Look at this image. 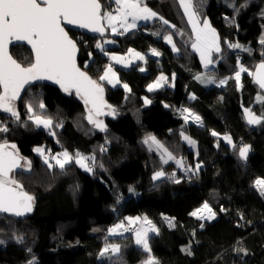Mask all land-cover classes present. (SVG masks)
<instances>
[{"label":"trees","instance_id":"16d2710c","mask_svg":"<svg viewBox=\"0 0 264 264\" xmlns=\"http://www.w3.org/2000/svg\"><path fill=\"white\" fill-rule=\"evenodd\" d=\"M101 2L105 11L117 8L114 0ZM235 2L239 6L245 0ZM144 3L176 27L162 25L159 20L140 22L135 29L115 36L114 47L104 51L96 47L103 37L70 30L81 52L78 63L103 86L104 100L115 109V115H110L111 109L105 107V114L98 116L107 131L88 122L89 105L75 91L69 95L51 84L30 85L16 102L21 122L0 111V122L9 128L7 133H0V143L15 144L19 155L31 160V172L17 170L15 179L35 197V212L28 218L0 214V239L5 240L0 245V264H143L149 254L135 244V232H125L122 237L107 233L114 223L124 221L127 226V217L140 214H146L159 229L149 241L151 255L159 264H264V196L253 187L256 179L264 178V123L249 125L244 116V107L257 115L264 113V105L256 100L264 90L247 73H242L243 87L239 89L234 79L223 87L194 79L205 70L191 47L195 36L178 0ZM194 3L220 35L223 52L214 53V60L219 62L212 68L217 82L234 76L239 64L252 72L264 60V45L259 43L264 36V0H247V6L238 12L225 0H206L202 8L199 0ZM178 30L184 35L180 36ZM167 34L173 35L179 52L162 38ZM226 40L252 49L251 54L228 49ZM128 48L139 49L145 60L131 68H121L114 62L120 83L113 88L99 79L111 62L108 51L125 52ZM153 48L161 55H152ZM12 55L24 66L34 61L28 44L13 47ZM162 72L170 83L175 74L174 86L166 84L148 91V84ZM123 84L131 91H126ZM192 95L196 99H190ZM145 98L151 103L145 104ZM29 103L36 115L62 123V127L53 129L55 137L28 120ZM40 103L45 107L40 108ZM182 108L191 109L202 123L191 118L185 123L178 111ZM213 131L219 135L213 136ZM181 132L196 141L197 149L181 137ZM226 133L231 134L236 149L223 139ZM149 136H155L177 159L182 158L185 167L172 160L163 163L161 157L167 158L163 150L144 143ZM245 144L252 146L247 161L238 155L239 147ZM41 146L53 154L65 149L94 154L95 170L88 173L75 164L63 172L59 168L50 170L34 151ZM101 147L106 151L101 152ZM198 163V172L185 171ZM158 170L167 175L155 181L152 176ZM173 173L179 183L170 178ZM205 202L216 213L215 219L203 221L190 215ZM165 217L175 226L169 227ZM133 225L137 230V223ZM14 235L23 236V243H18ZM106 236L108 242L121 245V254L110 260L98 256ZM188 245L192 255L182 251ZM237 247L247 249L248 254L234 251Z\"/></svg>","mask_w":264,"mask_h":264},{"label":"snow or ice","instance_id":"6c2138e0","mask_svg":"<svg viewBox=\"0 0 264 264\" xmlns=\"http://www.w3.org/2000/svg\"><path fill=\"white\" fill-rule=\"evenodd\" d=\"M229 7L239 11L240 7L247 6V0L239 6L235 0H225ZM117 5L115 9L116 14L112 11H102L104 5L101 0H0V111L10 114L16 122H21V114L17 110L15 101L20 98V93L23 91L26 84L34 81L50 80L58 84L65 93L79 96L85 103L90 105L88 108V115L86 119L89 123L93 124L100 131H107V126L102 120L95 117L104 115L103 109L105 107L111 109L108 113L115 115V109L108 105L104 100V88L96 80H93L86 71H82L77 64V53L79 47L77 41L73 39L68 31L65 29L64 24L75 25L82 29H87L92 33H99L103 35L110 28L113 34L123 35L124 32L131 31L137 27L138 21H151L159 20L162 25L175 28V25H170L169 21L163 16H160L156 11L149 8L144 0H114ZM179 6L183 9L184 15L187 17L188 23L191 25L192 32L195 34V40L191 47L199 53L200 60L206 70L203 73H198L194 79L202 84H217L218 86H225L229 79H234L237 88H242L241 75L247 73L253 77L254 82L264 90V60L257 66L255 71L250 72L243 64H239L237 70L232 77H225L217 82L215 75L210 69V65L216 64L219 61L213 59L214 53H222L220 35L217 30L212 26V23L207 17L202 16L201 12L197 10V5L194 0H178ZM206 0H199V6L202 8ZM264 14V13H262ZM131 18V22H129ZM225 20L234 24V19L225 17ZM238 27V25H237ZM123 28L124 32H120ZM159 35V33H155ZM178 34L183 36L184 33L178 30ZM168 44L172 46L174 52H179L180 49L176 46L172 34H167L162 37ZM15 41H24L31 45L35 54L34 62L27 66L17 62L8 51V46ZM114 41L106 40L105 43H113ZM259 43L264 45V36L261 37ZM224 45L228 49H241L244 52L251 54L252 49L241 45L239 42L224 41ZM96 47L104 51V46L97 43ZM152 55L159 56L161 53L155 48L150 50ZM107 54V53H106ZM264 57V51L261 52ZM112 60L117 63H123L128 66L131 59L145 60V57L135 51V49H128V56H111ZM140 71L145 69L140 68ZM101 81H107L115 86L120 83L116 73L111 65L106 66L104 73L99 77ZM175 74L172 75V83L169 78L161 74L152 84L148 85V91L152 92L157 89L163 88L166 84L174 86ZM126 91H131L127 84H123ZM196 99L194 95L189 97ZM221 99H223L221 97ZM256 100L258 103L264 105V95H257ZM151 101L145 98V104H150ZM28 120L32 121L36 127H43L49 130V135L55 137L56 132L54 128L62 127V123H54L51 117L36 115L33 106L29 103L27 106ZM40 108L45 105L40 103ZM168 107V105H165ZM184 122L187 123L191 118L195 123H202L201 117L192 112L189 108L178 109ZM244 116L249 125H259L264 123V113L257 115L251 108H244ZM9 128L4 122H0V133H7ZM181 137L189 144L194 145L195 141L186 136L183 132L180 133ZM213 136L219 134L215 131L212 132ZM224 140L229 145L236 149L231 136L225 135ZM151 142V143H150ZM57 143L59 141L57 140ZM146 145L151 148L155 144L157 149H162L166 154V159L162 156L163 163L167 164L169 160L175 161L176 164L184 168L183 159H177L167 148H165L155 136H149L144 140ZM13 151H6L7 148ZM251 150L250 145H242L238 149V155L241 160L247 161L248 154ZM34 151L43 158V163L48 169L59 168L62 172L69 165H77L88 173H93L96 166V156L85 155L79 151L70 153L67 149L53 154L51 149L45 147H36ZM100 151H106L104 147ZM24 157L19 156L18 149L15 144L9 145L7 141L0 144V214H9L15 217H21L30 213L33 210L35 197L30 195L24 190L23 184L10 176L14 169H22L28 172L32 170L31 160H26L24 165L20 161ZM54 162V163H53ZM103 167V165H100ZM201 165L198 163L195 168L189 165L185 171L198 172ZM167 174L161 170L154 174L153 180H159ZM175 173L171 174L173 182L179 183L175 179ZM254 188L257 189L261 196H264V178H258L254 181ZM129 191H134L130 188ZM224 211V209H221ZM190 215L199 220H212L215 219L216 213L205 202L202 207L197 208L191 212ZM241 218L243 215L241 214ZM147 224V227L135 230V244L148 253L147 259L143 264H159L157 258L151 255L152 249L150 246L149 233L159 234V229L148 220L147 217H127L126 222L117 223L107 230L108 236H121L123 233L132 231L131 225L141 221ZM168 221L169 227H174L172 219L165 217ZM204 227L203 224L200 225ZM98 231V229H94ZM195 235V233H193ZM18 243H23V236H13ZM239 243V242H238ZM5 244V240L0 239V245ZM30 252L31 249H28ZM187 255H192L191 245L182 249ZM234 251L238 253L248 254L247 249L237 247ZM121 254V245L119 243L108 242V237H105V243L100 250L99 258L112 259ZM28 264H34V261H29Z\"/></svg>","mask_w":264,"mask_h":264},{"label":"rangeland","instance_id":"374dc122","mask_svg":"<svg viewBox=\"0 0 264 264\" xmlns=\"http://www.w3.org/2000/svg\"><path fill=\"white\" fill-rule=\"evenodd\" d=\"M106 11H111L110 9H107ZM105 11V12H106ZM154 11V10H153ZM131 22V21H130ZM105 25H106V27H107V24H106V22H105ZM213 26V25H212ZM107 29H109V35L108 36H105V37H103L102 38V40L99 42V43H101V44H103V46H104V48H106V49H108L109 47H114V45L116 44V40L114 39V37L115 36H117V35H119V34H113L112 33V31H111V29L110 28H107ZM120 32H124V30H123V28H120ZM194 36H195V34H194ZM106 40H110V41H114L113 43H105V41ZM195 40V39H194ZM24 45H26V44H24ZM222 46V45H221ZM128 49H135V51H137V52H140L144 57H145V55H144V53L143 52H141L139 49H136V48H128ZM108 53H110V58H109V61H111L110 63H109V65H111L112 66V68H113V70H114V72L116 73V75H117V77H118V72H117V69L115 68L114 69V67H113V63L115 62V63H117L115 60H112L111 59V56L112 55H116V56H122V57H127L128 56V50L127 51H125V52H121V51H117V50H114V51H108ZM198 53V52H197ZM214 55V54H213ZM198 56L200 57V55H199V53H198ZM213 59H214V56H213ZM140 61H143V60H139V59H131V63L128 65V66H125L123 63H117L118 65H119V67H124V68H131V67H133V66H136V64H138ZM34 62V61H33ZM201 64H202V62H201ZM217 64V63H216ZM216 64H213V65H210V69L212 70V68L216 65ZM203 65V64H202ZM204 68V67H203ZM205 70V69H204ZM206 71V70H205ZM161 74H163L164 76H167L168 77V75L166 74V73H164V72H162V73H159V75H158V77H160L161 76ZM157 77V78H158ZM156 78V79H157ZM119 79V78H118ZM155 79V80H156ZM155 80H153L150 84H152ZM176 81V80H175ZM175 81H174V84H175ZM150 84H148V85H150ZM112 87H113V85L112 84H110ZM117 85H119V83L118 84H116L115 86H117ZM115 86L113 87V88H115ZM147 89H148V87H147ZM15 105H16V108H17V104L15 103ZM245 108V107H244ZM246 108H248V107H246ZM18 110V109H17ZM39 115V114H38ZM88 115V113L86 114V116ZM41 116H45V115H42L41 114ZM96 119H98V120H101L99 117H95ZM103 121V120H102ZM226 135H229V136H231V134L230 133H226ZM225 135H223V137H224ZM231 138H232V136H231ZM195 141V140H194ZM226 141V140H225ZM232 141H233V139H232ZM228 143V142H227ZM234 143V142H233ZM10 145H12V143L10 144ZM153 146H155L154 144H153ZM164 146V145H163ZM165 147V146H164ZM192 147H193V149H197V147H198V144L196 143V141H195V144L194 145H192ZM10 148V147H9ZM155 148H156V146H155ZM160 150H162V149H160ZM22 165H24L25 163H26V160L24 159V160H22ZM158 171H161V170H158ZM158 171H156V172H158ZM164 171V170H163ZM156 172H154L153 173V176H154V174L156 173ZM165 172V171H164ZM153 176H152V178H153ZM13 177V176H12ZM13 178H15V176L13 177ZM163 178H161V179H159V180H162ZM159 180H155V181H159ZM130 217H141V218H143V217H147L148 218V220H150L149 219V217L146 215V214H140V215H136V216H130ZM122 222H124V221H122ZM118 223H121V222H118ZM152 223L154 224V225H156L155 224V222H153L152 221ZM115 224H117V223H114L113 225H111V227H113ZM137 226H138V229H142V228H144V227H147V224L143 221V219H141V221H139V222H137ZM157 227V226H156ZM153 234H155V233H149V235L151 236V235H153ZM125 235V233H123V235H121L120 237H122V236H124ZM134 238H135V236H134Z\"/></svg>","mask_w":264,"mask_h":264},{"label":"water","instance_id":"95a60500","mask_svg":"<svg viewBox=\"0 0 264 264\" xmlns=\"http://www.w3.org/2000/svg\"><path fill=\"white\" fill-rule=\"evenodd\" d=\"M102 3V2H101ZM102 11H105L104 10V8H103V10ZM64 27H65V29L68 31V33H69V35L71 36V33H70V30H73V31H76V32H81V33H83V34H86V35H88V36H93V37H100V38H102V37H105V36H107L108 35V32H109V29H107V27H106V25H105V27H106V31H105V33L103 34V35H101V34H99V33H92V32H90V31H88L87 29H82V28H79V27H77V26H75V25H67L66 23L64 24ZM72 37V36H71ZM73 38V37H72ZM74 39V38H73ZM18 44H26L27 45V42H24V41H15V40H13V42L11 43V44H9V46H8V51H9V54L15 59V57H14V55H12V48L13 47H15L16 45H18ZM29 45V44H28ZM77 45H78V43H77ZM29 47H30V49H31V51H32V54H34V52H33V50H32V48H31V45H29ZM79 47V46H78ZM80 54H81V52H80V48H79V51H78V53H77V57H76V59H77V64H78V66L81 68V66H80V64L78 63V59H79V57H80ZM34 58H35V54H34ZM17 62H19L18 60H17ZM20 63V62H19ZM260 63V62H259ZM259 63H257L256 65H255V69H256V66L259 64ZM255 69L253 70V71H255ZM81 70L82 71H85L83 68H81ZM88 75L90 76V74L88 73ZM91 77V76H90ZM92 78V77H91ZM93 80H95L94 78H92ZM254 80V79H253ZM37 83H45V84H48V85H54V86H56V87H58V88H60V86L58 85V84H56V83H54L53 81H50V80H43V81H40V80H38V81H34V82H32V83H30V84H26L25 86H24V89H23V91L20 93V98L17 100V101H15V103L16 102H19L21 99H22V96L24 95V93L29 89V87H30V85H32V84H37ZM61 89V88H60ZM63 90V89H62ZM74 91V90H73ZM89 107H90V105H89ZM105 109V108H104ZM104 109H103V111H104ZM104 113H105V111H104ZM0 144H3V143H0ZM248 145H250L251 146V144H248ZM6 151H13V149H11V148H7L6 149ZM251 151H252V146H251V150H250V152H249V154H248V157H249V155L251 154ZM20 156V155H19ZM22 157V156H21ZM22 162V160L20 161V163ZM21 165H22V163H21ZM17 170H20L19 168L18 169H14L13 171H12V173H10V176H15V172L17 171ZM25 190V189H24ZM26 191V190H25ZM31 195V194H30ZM35 212V202H34V207H33V210L30 212V213H27L26 215H24V216H21V217H19V218H22V219H24V218H28V217H30V215H32L33 213ZM6 215H8V216H10V217H13V216H11V215H9V214H6Z\"/></svg>","mask_w":264,"mask_h":264},{"label":"built area","instance_id":"2783aa9c","mask_svg":"<svg viewBox=\"0 0 264 264\" xmlns=\"http://www.w3.org/2000/svg\"><path fill=\"white\" fill-rule=\"evenodd\" d=\"M115 9H116V8H115ZM115 9L112 10V12H113L114 15L116 14ZM199 208H200V207H199ZM203 221H208V220L205 219V220H203ZM130 227H131L133 230H132V231H128V233L133 234V233L135 232V230H136V226H135V225H131Z\"/></svg>","mask_w":264,"mask_h":264},{"label":"crops","instance_id":"0c3cea01","mask_svg":"<svg viewBox=\"0 0 264 264\" xmlns=\"http://www.w3.org/2000/svg\"><path fill=\"white\" fill-rule=\"evenodd\" d=\"M131 21V19L129 18V22ZM152 21V20H151ZM140 22H144L145 23V21H138L137 22V25L140 23ZM148 22V21H147ZM231 146V145H230ZM232 147V146H231ZM71 153V152H70Z\"/></svg>","mask_w":264,"mask_h":264}]
</instances>
